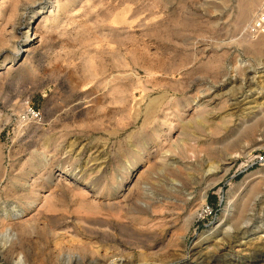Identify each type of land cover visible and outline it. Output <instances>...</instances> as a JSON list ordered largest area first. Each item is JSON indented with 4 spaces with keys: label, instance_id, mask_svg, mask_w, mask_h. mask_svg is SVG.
<instances>
[{
    "label": "rangeland",
    "instance_id": "374dc122",
    "mask_svg": "<svg viewBox=\"0 0 264 264\" xmlns=\"http://www.w3.org/2000/svg\"><path fill=\"white\" fill-rule=\"evenodd\" d=\"M15 1L0 264H264V43L245 0H54L31 40L50 0ZM105 79L120 90L102 97Z\"/></svg>",
    "mask_w": 264,
    "mask_h": 264
},
{
    "label": "bare ground",
    "instance_id": "6f19581e",
    "mask_svg": "<svg viewBox=\"0 0 264 264\" xmlns=\"http://www.w3.org/2000/svg\"><path fill=\"white\" fill-rule=\"evenodd\" d=\"M15 0H13V2H12V4L10 5L11 6V10H10V14H9V16H13V14H15L14 13V9H15V2H14ZM244 1V0H243ZM264 1V0H263ZM11 2V1H10ZM42 2V1H41ZM56 1H54V0H50L49 1V4H45V5H43V6H41V7H39L37 10H35L34 12H32V15H31V17L29 18V22L26 24V26H27V31L25 32L26 33V37H25V39L26 40H31V38H32V29L30 30V27L29 26H31L30 24H31V22H32V20L33 19H39L40 17L42 18V16L44 15V14H46L50 9H52V5L55 3ZM259 2H260V0H245L244 1V3H242V4H244V5H242V9H243V11H242V15H252V14H255L254 16H253V20H254V17L260 12V10L262 9V7H263V2H261V4H259ZM3 3H5V2H3ZM49 5V6H48ZM258 5H260L259 6V8H258ZM9 6V7H10ZM257 7V8H256ZM44 9H46V10H44ZM241 10V9H240ZM257 10V11H256ZM105 12V11H104ZM241 12V11H240ZM102 15V14H101ZM105 15V14H104ZM8 16V17H9ZM21 16V15H20ZM10 17V18H11ZM169 17V16H168ZM170 18V17H169ZM243 18V17H242ZM245 18H246V16H245ZM244 18V19H245ZM51 19V18H50ZM252 20V21H253ZM251 21V22H252ZM39 23V22H38ZM14 25V24H13ZM40 25V24H39ZM3 26V25H2ZM42 26V25H41ZM17 27V26H16ZM57 28V27H56ZM105 31V30H104ZM46 32H47V30H46ZM146 34V33H145ZM105 36V35H104ZM120 37V36H119ZM42 38V37H41ZM247 41V40H246ZM29 42V41H28ZM253 42V41H252ZM256 42V41H255ZM264 43V35H262L261 37H259V39H258V42H257V44H263ZM29 46V45H28ZM27 45H26V47L24 46V48L22 49V53H25V52H27L28 51V47ZM256 46V45H255ZM126 47V46H125ZM248 49V48H247ZM254 49V48H253ZM118 50V49H117ZM256 51V50H255ZM116 52V51H115ZM105 54H107V53H105ZM256 54V53H255ZM90 60V59H89ZM213 60V59H212ZM85 63H86V61H85ZM213 63V62H212ZM82 64V63H81ZM208 64V63H207ZM119 71V70H118ZM124 71V70H123ZM188 72V71H187ZM116 79H119V77H115ZM114 79V78H113ZM154 80V79H153ZM113 80L112 79H105L104 81H102V82H100V84H99V87L102 89V91H103V93H102V97H106V96H109V95H113L114 94V92L115 91H119L120 90V88H119V84L118 85H115V86H110V83L112 82ZM122 85V84H121ZM82 92H85V90L84 91H82ZM100 92V91H99ZM97 93V92H96ZM84 95H87L88 93H83ZM98 94V93H97ZM88 95H91V94H88ZM83 96V95H82ZM125 96V95H124ZM86 98V97H85ZM93 98V101H94V97H92ZM96 98H98V97H96ZM200 105V104H199ZM97 107V106H96ZM163 110V109H162ZM156 111H158L157 110V107L156 106H154V105H152L150 108H149V111H148V118L150 119V118H152L155 114H156ZM166 111V110H165ZM202 111V110H201ZM180 112V111H179ZM183 112V111H182ZM199 112H200V110H199ZM198 112V113H199ZM181 113V112H180ZM204 113V112H203ZM200 114V113H199ZM198 114V115H199ZM162 117V116H161ZM201 117V116H200ZM167 121V118H165V122ZM199 122V121H198ZM192 124V123H191ZM198 127V126H197ZM169 142V141H168ZM171 147V146H170ZM149 164V163H148ZM153 165V164H152ZM141 171V170H140ZM3 178V177H2ZM27 182V181H26ZM56 191V190H55ZM39 194V193H38ZM124 197V196H123ZM85 202V201H84ZM83 202V203H84ZM94 202V201H93ZM120 202V201H119ZM95 203V202H94ZM91 205V204H90ZM116 205V204H115ZM31 206V205H30ZM45 207V206H44ZM152 210V209H151ZM119 214V213H118ZM119 216V215H118ZM5 218L6 217H1L0 216V222H3V220H5ZM115 218H116V216H115ZM9 225V224H8ZM6 227V226H5ZM84 229H85V227H84ZM90 231V230H89ZM108 250V249H107Z\"/></svg>",
    "mask_w": 264,
    "mask_h": 264
},
{
    "label": "built area",
    "instance_id": "2783aa9c",
    "mask_svg": "<svg viewBox=\"0 0 264 264\" xmlns=\"http://www.w3.org/2000/svg\"><path fill=\"white\" fill-rule=\"evenodd\" d=\"M247 32L250 36H259L264 34V4L254 20L249 24ZM256 163L259 165L264 164V156H259L256 159ZM207 211L209 214L211 213L209 208H207Z\"/></svg>",
    "mask_w": 264,
    "mask_h": 264
}]
</instances>
